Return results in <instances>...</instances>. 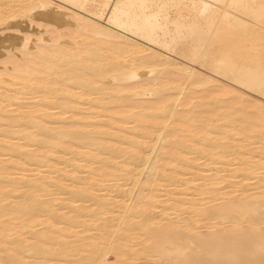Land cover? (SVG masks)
<instances>
[{"label":"bare ground","instance_id":"bare-ground-1","mask_svg":"<svg viewBox=\"0 0 264 264\" xmlns=\"http://www.w3.org/2000/svg\"><path fill=\"white\" fill-rule=\"evenodd\" d=\"M13 2L15 16L0 14L1 27L24 18L64 31L74 26L65 33L78 35L69 37V49L63 46L68 35L62 40L58 28V42L47 38L52 42L46 45L37 36L43 46L51 45L43 51L27 30L38 52L18 64L31 50L25 36L20 43L27 50H18L23 54L18 52L17 64L2 58L15 67L8 77L0 74V264H108L112 251L119 264H138L143 257L144 264H264V107L242 103L245 113L236 116L241 94L230 88L237 84L264 96V0ZM58 10H71L68 18L76 24L65 23L67 15ZM19 23L5 31L20 34L25 27ZM154 47L161 51L154 53ZM196 64L211 74L198 77L190 66ZM217 76L231 84L212 85ZM183 82L212 86L213 101L234 92L233 102L196 122L188 113L195 108L187 107L194 91L174 87L191 96L180 102L162 94ZM149 94L157 105L134 101ZM103 113L109 118L96 124ZM222 120L227 122L216 127ZM256 142L244 156L232 153ZM149 151L160 155L151 162ZM227 156L234 157L233 169L225 164L229 175L199 163L205 157L208 165L220 166ZM143 174L153 178L140 179ZM254 175L261 178L248 193ZM236 177L238 187L225 186ZM139 184L149 193L131 205L126 196ZM163 186L173 189L161 199ZM90 201L94 210L85 207ZM158 207L159 219L151 217ZM186 212L190 216L181 218ZM98 222L90 236L75 230Z\"/></svg>","mask_w":264,"mask_h":264},{"label":"rangeland","instance_id":"rangeland-1","mask_svg":"<svg viewBox=\"0 0 264 264\" xmlns=\"http://www.w3.org/2000/svg\"><path fill=\"white\" fill-rule=\"evenodd\" d=\"M13 1H15V0H13ZM13 1H11V0H2V1H0V10H1V12H0V14H7V16H4L5 18H7L8 20H11V14H13V16H15V13H10V12H14V8H12L16 3L15 2H13ZM10 2V3H9ZM5 3V4H4ZM12 3H15V4H12ZM3 5V6H2ZM7 6V7H6ZM5 8V9H4ZM8 9H11V10H9V12L7 11ZM18 8H16L15 10H17ZM6 10V11H5ZM49 10H52V8H50ZM57 10V9H56ZM60 11H62V10H60ZM66 11H70V13H64V12H66ZM64 10V11H62V12H59V10H58V12L59 13H61V14H65V15H67V21H65V23H72V24H76V19H71V18H68L69 17V15L71 16V10ZM6 12V13H5ZM82 14H84V15H86L87 13H85V12H82ZM88 15V14H87ZM64 17V19L66 20V18ZM72 17V16H71ZM22 19H24V18H17V20H18V23L22 26V27H25L23 30L24 31H22V32H20V34H19V32H14V30H6L5 31V28L9 25H12V22L13 23H15L16 21L15 20H13V18H12V21H7L8 22V24H4L2 27L0 26V32L2 31L1 29H3V32H1L0 33V36H3V37H0V43H2V44H4V45H2L1 44V46H0V49L2 50H0V74L3 76V77H5V76H7L8 77V75H10V73H12V69L11 68H13V67H11L14 63H16L17 62V55H18V58L20 57V55H22L23 53L21 52H19L18 50H21V47L23 48V46H22V44L20 43L22 40H24V37L25 36H27L26 38H28V37H30V35L28 34L29 32L28 31H30V34L33 36V35H35L33 38L35 39H33L32 41H33V45L36 43V42H38L40 45H36V46H34V47H42L43 46V44L42 43H40V41L39 40H41V42H45V44L47 45V43L48 44H50L52 41H54L57 37L56 36H59V39H61L60 38V35H56V34H58V33H62V34H64V37H62V40H63V38H65V34H67L68 36H66V40L64 39V43H68L66 46L63 44V46L65 47V48H70L71 47V45H73L74 44V41L73 40H71V38L69 39V37H72L73 35H78V33H77V31H76V33L77 34H75L74 33V30H71L72 31V33H70L71 35L69 36V33H65L66 31L68 32L69 31V28L70 27H74V26H67V25H65V29H68V30H65L64 31V26H63V29H62V27L61 28H58V27H55V29H57V31H59L58 33H54L55 32V29H53L54 27L52 26V24H49L50 26H52V28H51V30L52 31H48V30H50L49 28H46V26H47V23L46 22H44V24L46 25V26H43L44 24L43 23H41L42 21H37V22H39V23H36L35 21L33 22V23H31L32 24V27L30 26L31 24H30V22L31 21H29L28 22V20L29 19H24V20H22ZM20 20V21H19ZM27 22H26V21ZM69 20V21H68ZM71 20V21H70ZM75 20V21H74ZM97 21H99V22H101V24H103L105 27H109L108 25L109 24H107V21L106 20H104V19H96ZM15 21V22H14ZM23 21V22H22ZM25 21V22H24ZM7 22H5V23H7ZM30 25H29V24ZM24 24V25H23ZM34 24V25H33ZM74 24V25H75ZM38 25H41L42 26V28H40ZM34 26H38V27H35V28H37L36 30H35V28H33ZM50 26H47V27H50ZM5 27V28H4ZM28 27V28H27ZM32 29H31V28ZM43 27H45V29H47L46 30V32H45V30L43 29ZM34 29V31H32ZM39 29V30H38ZM60 29V30H59ZM73 29V28H72ZM74 29L75 30H77L76 29V27H74ZM28 30V31H27ZM41 30V31H40ZM8 31H10L9 33H8ZM47 31H48V33H47ZM62 31V32H61ZM70 31V32H71ZM26 32V33H25ZM7 33V34H6ZM13 33H16V35L14 34L13 35ZM21 33H24V34H21ZM37 33H38V35H37ZM40 33H42V36H45V37H43L42 38V36H40L39 37V34ZM6 34V35H5ZM12 34V35H11ZM18 34V35H17ZM47 34V35H46ZM5 35V36H4ZM10 35V36H9ZM22 35H24L23 37H22ZM41 35V34H40ZM48 35H50V37H48ZM55 35V36H54ZM32 36L29 38V41H30V43L29 44H31L32 45V42H31V38H32ZM38 36V38H41V39H38V38H36ZM52 36V37H51ZM8 37H10V38H8ZM54 37H55V39H54ZM11 38L12 39H18V44L16 43V45H14V43L12 42V41H8L9 39L11 40ZM47 38H49V39H51V40H48ZM80 38H82V37H80ZM58 39V38H57ZM59 39L58 40H56L55 42H58L59 41ZM71 40V41H73V44H70V41L69 40ZM38 40V41H37ZM68 40V41H67ZM79 40H82V39H79ZM3 41H5V42H7V43H5V42H3ZM36 41V42H35ZM67 41V42H66ZM9 42L10 43H12V44H9ZM63 42V41H62ZM37 43V44H38ZM59 43H61V40H60V42ZM28 44V45H29ZM53 44V43H52ZM9 45V46H8ZM10 45H11V47H10ZM33 45L32 46H30V48L29 47H27L29 50H30V52L29 51H27V52H25V53H27V55H22V57H21V59L22 60H20V58H19V60H20V62L21 61H23L24 59H26L27 57H29L28 56V54H32V51L34 50V52L36 53V52H38V51H36L37 49L36 48H34L33 47ZM70 45V46H69ZM4 46V47H3ZM6 46V47H5ZM15 46H17L16 48H18V49H16V50H14L15 49ZM51 46V45H50ZM47 47V46H43L41 49L43 50H45V51H50V49L52 50V48L51 47ZM56 46V45H55ZM55 46H53L52 45V47L53 48H55ZM69 46V47H68ZM1 47H3V48H1ZM19 47H20V49H19ZM39 47V48H40ZM46 47V48H45ZM147 47V46H146ZM5 48V49H4ZM11 48V50H13V51H10V50H7V49H10ZM50 48V49H49ZM7 50V51H6ZM24 50H27V49H25V48H23V50H21V51H24ZM43 50V51H44ZM41 51V50H40ZM152 51H154V53H156V51H161L159 48H155L154 47V49H152ZM8 52H11V53H8ZM20 53V55H19V53ZM5 53V54H4ZM18 53V54H17ZM16 55V56H15ZM24 56H27L26 58L24 57ZM2 58H9L10 60H13V62H10L8 59L7 60H5V61H3L2 60ZM257 57H254V59H256ZM16 59V60H15ZM28 59V58H27ZM26 59V60H27ZM15 60V61H14ZM18 60V61H19ZM179 61H181V59H178ZM18 62V64H22L23 62ZM5 63H6V65H5ZM12 63V64H11ZM17 64V63H16ZM188 64V63H187ZM2 65V66H1ZM3 66L5 67V66H8L6 69L7 70H5V69H3ZM190 66H192L193 67V69H194V71L197 73V75H198V77L200 76L201 77V75L202 76H204V78L205 77H207L206 75L207 74H211V72L210 71H208V73L205 71V69L201 66V65H190ZM14 67H15V64H14ZM2 68V69H1ZM2 70H3V72H2ZM169 70H172V69H169ZM7 71L9 72V73H7ZM142 72L144 71V72H147V70H141ZM4 74V75H3ZM204 78H196L195 79V81L196 80H199V79H204ZM217 79H211V81H212V85H214V83H217L218 85H221V86H228V85H230L231 84V81H229V80H227L226 78H224V77H216ZM214 81H217V82H214ZM194 82V81H193ZM228 82H230L229 84H228ZM122 83H125L123 80H122V82L120 81L119 82V84H122ZM192 84V82H189V84H188V82H183V83H181V84H178V83H175V84H171V85H168L163 91H164V93H162V94H164L163 96H164V98H167V99H177V100H179V98H180V100L181 101H185L186 99H188L189 97H191L190 95H189V93H181V90H179V89H175L174 87H176V86H178V88L179 87H186V89H187V92L189 91V92H191V91H194V92H192V93H190L191 95H192V97L193 98H190L189 99V102H190V106H189V102H188V105H187V107H190L191 108V105H196L197 104V106H192V108H195V110L196 111H194L193 109H192V113L190 114V112H188L189 113V116H190V118H192L193 120H195L196 122H198L197 120H200L201 118H203L204 116L207 118V117H209V116H214V114H219L220 113V110L221 111H224V106L226 105V103L225 102H227V105L225 106V108H229L230 107V105H228V104H232V100H230V99H233V94H234V92H235V94L237 93V94H241L240 96H241V100L239 101V102H237L238 104H236V108L234 109V111L233 110H231V112L233 111V112H235L237 115L236 116H238V117H240L241 115H243L245 112L242 110V107H244L246 104L247 105H251V106H254L255 107V105H259V103H260V105L262 106V107H264V96L261 94V93H258V92H255V91H253V90H246V91H243V90H245L243 87H240V86H238L237 84H235L234 86L233 85H230V88L234 91V92H232V93H230L229 95H227V97H225V98H223L222 97V100H217V101H213L212 100V98L209 96V95H212V93H210V92H212L211 91V87L212 86H210V85H208V84H205V83H203L202 85H198V86H192L191 85ZM205 84V85H204ZM228 84V85H227ZM233 84V83H232ZM175 85V86H174ZM192 86V87H191ZM232 86V87H231ZM236 86V87H235ZM201 87V88H200ZM191 88V89H190ZM210 88V89H209ZM240 88V89H239ZM183 89V88H182ZM189 89V90H188ZM200 89H202V90H200ZM206 89L208 90L209 89V93H208V91H206ZM174 90V91H173ZM170 91V92H169ZM173 91V92H172ZM249 91V92H248ZM251 91V92H250ZM242 92V93H241ZM178 93V94H177ZM179 93H181L180 95H179ZM193 93L194 94H198V95H194L193 96ZM177 94V95H176ZM182 94H184V95H182ZM204 95H206V96H204ZM133 96V95H132ZM131 96V97H132ZM142 96H144V95H142ZM142 96H138L139 98L140 97H142ZM148 96V97H147ZM171 96V97H170ZM182 96V97H181ZM200 96H202V97H200ZM229 96V97H228ZM135 97V96H134ZM145 97V98H144ZM143 98H140V100H139V98H136L135 97V99H134V101H136L137 99V101L138 102H144V104H145V102L146 103H148V104H146L147 106L148 105H157V103L159 102V100L156 98V96H153V97H151V94H149V95H145ZM173 97V98H172ZM187 97V98H186ZM196 98V99H195ZM176 100V101H177ZM180 100H179V102H180ZM228 101H229V103H228ZM231 101V102H230ZM255 101V102H254ZM178 102V101H177ZM214 102V103H213ZM217 102H219V103H217ZM222 102V103H221ZM201 103L203 104V107L202 108H204V107H206V106H209V109H211V110H208V109H206V111H204V109L202 110V108H201ZM242 103H244V104H242ZM221 106H220V105ZM222 104H225L224 106L222 105ZM241 104V105H240ZM255 104V105H254ZM200 107H199V106ZM205 105V106H204ZM240 105V106H239ZM244 105V106H243ZM174 106H176V105H174ZM220 108H219V107ZM196 107H197V109H196ZM241 107V108H240ZM111 108H113V106H111ZM180 107H178V109H177V112H179L180 110L182 111V108H180ZM118 110V109H117ZM202 112H204L203 114H202ZM230 112V111H229ZM230 112V113H231ZM108 113V114H107ZM106 113V115H109V113L110 112H107ZM198 115V116H196V115ZM192 115V116H191ZM71 115H69L68 117H70ZM103 116H104V118L102 117V118H97L98 119V121H97V119L96 120H94V121H97L96 122V124L97 123H99V121H102V120H104L105 119V113H103ZM195 117H198L197 118V120L195 119ZM109 117L107 116L106 117V119L105 120H107ZM241 119V118H240ZM200 122V121H199ZM225 122H227V120H222V121H220V122H218L217 123V125H216V127H219V126H222L223 124H225ZM94 124H95V122H94ZM231 127V126H230ZM235 131H232L231 133H232V137L230 136V138H232V140L234 139V140H236L237 138L234 136L235 134H237V130H236V132L234 133ZM214 136H215V134H214ZM234 136V137H233ZM263 143H264V140H263ZM257 145L259 146L260 144L259 143H255L254 145H248V146H246V147H244L243 149H241V150H239L240 151V153H239V151L238 150H236V152H232V153H238L239 155L241 154V155H245V152H247L250 148H252L253 146L254 147H257ZM163 145H161L160 146V148L162 147ZM253 147V148H254ZM158 150H160V152H161V149H157V151ZM243 150V151H242ZM184 151V150H183ZM234 151V150H233ZM149 154H150V160H151V162L153 161V160H155L160 154L159 153H152V151H149ZM155 157H154V156ZM193 155V157H195V155H197V154H192ZM228 155H229V153H228ZM229 159H228V158ZM226 158L227 159H224V161H226V163L224 162V161H222V162H220L219 164H220V166L219 165H215V166H211V165H208L207 163H209V161H208V159L206 158L205 159V157L199 162L200 164H202L203 162L202 161H204V163L202 164V168L203 169H206V170H208L209 169V171L210 170H212L211 172H216V170H226V171H224V174H232V170L230 171V170H228L227 168L229 167V168H231V169H233L232 168V166L234 165V157L232 156H227ZM152 158H154V159H152ZM230 158L232 159V161H229L230 160ZM163 162H168V160H164ZM202 162V163H201ZM229 162H231V165H227V164H229ZM236 163V162H235ZM163 164V163H162ZM206 164V165H205ZM221 164H226L225 166L224 165H221ZM95 166H97L98 168L99 167H101V165L98 163L97 165H95ZM85 175V174H84ZM148 174H143L142 175V177H144V178H140V179H152L151 177H148L147 176ZM260 175V174H259ZM259 175H254V176H252V178L254 179L255 178V180H251V181H249L250 182V184H252V185H250V184H248V193H252V192H254V191H256L255 190V184H253V181H258L261 177L260 176H262V174L259 176ZM256 176V177H255ZM259 178H258V177ZM239 177L241 178V181H242V179H244L243 178V176L242 175H239ZM239 177H236V179H234L233 181L234 182H232L231 184L230 183H226L225 184V186H227L228 187V185L230 186L229 187V189L230 188H232V187H238V185H237V183L238 182H240V178ZM258 179V180H257ZM235 180H237V181H235ZM164 183V184H163ZM165 183H166V187L167 186H169V184L166 182V181H163L161 184H163V185H165ZM236 184V185H232V184ZM141 186H143L142 188L144 189L143 190V192H142V189H141ZM232 186V187H231ZM146 187L147 186H145V185H140L139 184V188L140 189H138V186L137 187H135L134 188V190H133V194H134V196H133V194H131L132 196H129V195H127L126 196V200H128V202H129V204H136V203H139L141 200H142V197H144L147 193H149L148 192V189L146 190ZM166 187H162L161 189H160V191L157 193V194H159L161 197V199H163V198H166L168 195V193H170V192H167V191H171L172 189H173V187L172 186H170V187H168V188H166ZM162 189H164V190H162ZM228 189V188H227ZM141 190V192H139ZM136 191V192H135ZM165 193V194H163V193ZM144 193V194H143ZM160 193H162L163 195H161ZM166 195V196H165ZM69 197V196H68ZM130 197H134L132 200H131V198ZM132 202V203H131ZM134 202V203H133ZM219 202H220V204H221V201L219 200V201H217V202H214V203H218V205H219ZM90 203V204H89ZM86 202V204H85V207H89V210H94V203L93 202ZM216 204H214V206L216 205ZM84 205V204H83ZM162 209V207L160 208V207H158L157 209H155V210H151V212H150V214L149 215H151V217H153V218H155L156 217V219L158 218L159 219V210H161ZM261 210V209H260ZM264 210V207L262 208V210L261 211H263ZM117 212V214H119V211H116ZM186 214V215H185ZM185 214H183L182 216H181V218H184V216H185V218H188L189 216H190V214H189V212H186ZM188 214V215H187ZM176 215V214H175ZM174 215L172 214L171 215V217H173ZM188 216V217H187ZM177 216H175L174 218H176ZM175 220V219H174ZM177 220V219H176ZM117 223V222H116ZM116 223H114L113 224V226L116 224ZM98 224V225H97ZM97 224H94V225H92V229L89 227L88 229H85V228H83V227H81V228H79V229H75V230H78V231H80L84 236L85 235H87V236H90V234H95L97 231H94V230H97V228L96 227H98L99 225H100V223L98 222ZM228 228L231 226V223H228V224H225ZM225 225H223L222 227H226ZM93 226H94V228H93ZM226 227V228H227ZM263 227H264V225H263ZM38 228H40V227H38ZM227 228V229H228ZM41 229V228H40ZM80 229H82V230H80ZM115 229V227H113L112 228V230H114ZM89 234H87V233ZM117 254V253H116ZM113 251L112 252H109V254H107V257H106V260L108 261V264H119V259H118V257L119 256H117ZM32 261H33V259L32 258H30ZM29 259V261H31ZM76 260L78 259V258H75ZM146 258H141V259H139V260H136V263L138 262V264H144V263H146ZM60 261H58V263H59ZM52 264H56V262L55 261H52ZM78 264V263H77Z\"/></svg>","mask_w":264,"mask_h":264}]
</instances>
